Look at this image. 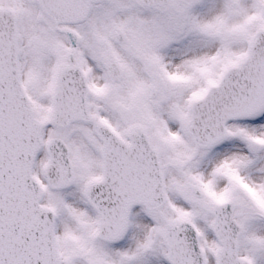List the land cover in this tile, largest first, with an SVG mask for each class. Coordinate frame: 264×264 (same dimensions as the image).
<instances>
[{"label":"snow or ice","instance_id":"6c2138e0","mask_svg":"<svg viewBox=\"0 0 264 264\" xmlns=\"http://www.w3.org/2000/svg\"><path fill=\"white\" fill-rule=\"evenodd\" d=\"M0 264H264V0H0Z\"/></svg>","mask_w":264,"mask_h":264}]
</instances>
